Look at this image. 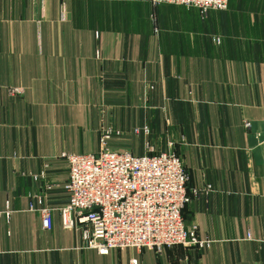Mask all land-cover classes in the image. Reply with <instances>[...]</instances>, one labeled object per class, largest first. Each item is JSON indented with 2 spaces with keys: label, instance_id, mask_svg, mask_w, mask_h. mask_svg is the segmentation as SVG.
Returning a JSON list of instances; mask_svg holds the SVG:
<instances>
[{
  "label": "crops",
  "instance_id": "obj_1",
  "mask_svg": "<svg viewBox=\"0 0 264 264\" xmlns=\"http://www.w3.org/2000/svg\"><path fill=\"white\" fill-rule=\"evenodd\" d=\"M106 123L120 131L112 149L181 155L185 222L210 242L100 253L62 226V152L98 151ZM32 202L53 208L51 228ZM133 257L264 264V0L206 15L151 0H0V264Z\"/></svg>",
  "mask_w": 264,
  "mask_h": 264
},
{
  "label": "built area",
  "instance_id": "obj_2",
  "mask_svg": "<svg viewBox=\"0 0 264 264\" xmlns=\"http://www.w3.org/2000/svg\"><path fill=\"white\" fill-rule=\"evenodd\" d=\"M197 6L203 15L223 9L229 0H151ZM216 42L220 36H214ZM13 92L21 91L13 87ZM120 133L106 123L101 129V148L96 152H66L69 163L65 182L68 201L59 206L64 228L79 227L83 245L108 253L112 248L152 247L161 250L176 244L203 247L197 225H186L183 208L191 201L189 174L175 149L135 153L115 150L108 139ZM44 170L34 175H44ZM211 185H208V190ZM41 201V199H40ZM32 202L45 228L53 225L52 207ZM131 264H138L133 257Z\"/></svg>",
  "mask_w": 264,
  "mask_h": 264
}]
</instances>
